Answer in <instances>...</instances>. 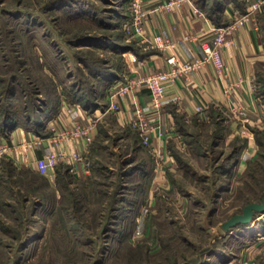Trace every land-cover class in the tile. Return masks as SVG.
I'll return each mask as SVG.
<instances>
[{"label":"rangeland","instance_id":"1","mask_svg":"<svg viewBox=\"0 0 264 264\" xmlns=\"http://www.w3.org/2000/svg\"><path fill=\"white\" fill-rule=\"evenodd\" d=\"M130 15L129 0H0V123L38 115L43 102L73 104V86L96 92L89 67L106 66L113 54L105 50L121 48L107 41L131 40ZM253 16L263 48L253 90L263 113L264 7ZM179 115L164 176L153 171L162 159L113 112L96 120L78 179L46 182L3 165L0 264H264V213L222 227L264 195V113L254 127L231 123L224 110ZM68 166L61 160L54 172Z\"/></svg>","mask_w":264,"mask_h":264},{"label":"crops","instance_id":"2","mask_svg":"<svg viewBox=\"0 0 264 264\" xmlns=\"http://www.w3.org/2000/svg\"><path fill=\"white\" fill-rule=\"evenodd\" d=\"M252 1L247 0L245 2V9ZM160 2L161 0H145L147 15L144 20V29L149 35L162 34L169 38H179L190 33L197 35L201 41L211 39L214 24L207 16L195 13L190 3L187 2L181 7L166 12L158 8ZM237 10L241 11L231 4L224 6L223 15L227 23L235 17ZM257 27L256 16H253L251 21L232 30L228 34L232 43L227 44L221 51L224 60L222 70L217 71L211 63H206L198 70L191 72L189 79H179L170 84L166 89L165 98L158 111L151 109L149 106L150 94L148 90L145 88L137 90L138 101L146 110L153 127H156L153 132V140L148 144V147L150 150L154 149L163 154L162 160L153 168L155 174L160 176L169 162V155H167L168 139L173 141L175 139L174 126H172L175 112L185 118L191 116L205 118L215 112H223L224 110L227 120L239 125V127L244 119H247L248 124L253 127L259 124L258 120H261L264 112L262 113V108L257 105L253 83L256 62L261 59L263 48L258 38ZM124 39L122 36L117 38V45L113 41L104 43L107 44L108 48L113 49H115V46L123 47V45L131 47L121 52L116 49L115 52L109 49L105 50L108 55L113 54H110L109 64L105 66L109 70L106 73L96 74L92 77L96 84L94 95L98 105L92 111H88L79 102L70 104V102L63 99L59 101L54 114L47 119L44 127L47 130L45 135H37L31 130L25 131L22 127L11 129L8 136L0 133V145L6 144L10 147L7 152L0 155V168L3 167V161L6 160L16 167L35 171L39 177L47 182L46 175L39 173L36 169V163H34L36 159L42 158L51 150L61 151L62 148L67 151H78L85 157L95 137L96 120H99L101 116L108 112H113L122 125L131 126L130 121L133 118L134 111L129 95L118 99L119 110L108 109L110 103L108 94L113 81L122 79L121 77L124 74H129L130 67L136 71L134 73L136 76H140L156 72V70H166L169 65L165 61L167 53L159 48L141 44L136 36H132L131 40L125 44L123 43ZM201 53L200 44L191 41L182 42L176 49V54L181 60L199 56ZM111 75H114V80L109 84L107 81ZM231 82H235L237 86L231 90L228 89V93H226L225 89L228 83ZM197 106H202L203 110L199 112L196 109ZM76 123L81 126L94 124L93 130L90 132V142H87L84 135L76 138L62 137L52 140L51 135L60 130L70 129ZM248 130L250 131L249 128ZM160 132L161 135L158 134ZM35 136L38 137V142L32 147H24L22 141ZM78 165L77 170L71 171L69 167L68 172L73 178L77 179L86 173L85 164L80 163ZM55 176L56 170L49 180L54 181Z\"/></svg>","mask_w":264,"mask_h":264},{"label":"built area","instance_id":"3","mask_svg":"<svg viewBox=\"0 0 264 264\" xmlns=\"http://www.w3.org/2000/svg\"><path fill=\"white\" fill-rule=\"evenodd\" d=\"M190 3L195 13L205 16L204 11H200L195 5L193 0H161L158 8L166 12H170L178 7H181L185 3ZM264 7V0H253L248 6L245 12L236 11L235 17L228 23L213 26L212 36L210 40L201 41V39L195 34H185L179 38H169L162 34L149 35L144 29V20L147 15L145 8V0H129V12L130 20L125 25V29L132 35L138 37V41L146 46L152 48H159L166 54L165 61H167L169 68L166 70H156V72L147 73L145 75L136 76L135 70L130 67L129 74H124L119 80L113 81L109 92L110 103L108 109L117 111L120 108L118 99L129 95L131 97L132 109L134 111L133 118L130 121L132 127L137 128L141 142L150 144L153 140V132L156 127L151 124L146 110L137 99V90L145 88L150 94L149 106L151 109L158 111L161 108L163 99L166 95V89L170 84H173L179 79H189V74L195 70H198L206 63H211L217 71H221L224 66V60L221 56L222 49L232 43L228 34L237 29L240 25L251 21L253 15L259 12ZM196 42L200 44L202 53L196 57H189V59H179L176 54L177 47L182 42ZM132 70V71H131ZM237 86L234 83H228L225 92L228 89H233ZM196 109L200 112L203 110L202 106H197ZM94 124L81 126L76 123L70 129L60 130L59 132L51 135L52 140H57L62 137H77L84 135L87 142L91 141L90 132L93 130ZM161 135V132L158 133ZM38 137H32L31 139L24 140L22 143L24 147H32L38 142ZM6 144L0 145V155L9 150ZM154 154V159H162L163 154L157 152L154 149L151 150ZM66 162L70 165V170L75 171L78 169V164L83 163L84 157L78 151H67L62 148L61 151H49L42 158H38L34 163L39 173L47 175L50 179L53 177L55 166L59 161Z\"/></svg>","mask_w":264,"mask_h":264},{"label":"trees","instance_id":"4","mask_svg":"<svg viewBox=\"0 0 264 264\" xmlns=\"http://www.w3.org/2000/svg\"><path fill=\"white\" fill-rule=\"evenodd\" d=\"M224 0H221L220 2L214 0L212 5H206L208 0H201L200 2L196 1L197 7L201 10L204 11L206 16L212 21V23L214 24V26H220L223 24L227 23V20L224 18L223 15V8L226 5V3H223ZM232 6H234L235 8L237 7L238 9H240L242 12H245V3L243 0H229ZM242 1V2H240ZM223 3V4H222ZM131 46H125L123 45V47L117 49L119 52H121L122 50L129 48ZM87 63V62H85ZM99 63V62H98ZM87 67H89V64H87ZM107 70H109L108 68H106L104 66V64L102 63V61L100 60V64L99 67L97 69L92 68V65L89 67V73L90 75L94 76L96 74H101V73H106ZM114 80V75L109 76L108 77V81L107 83H111ZM101 83V82H99ZM79 84V83H78ZM76 85V84H75ZM73 86L71 89L67 90V97H69V100L71 101V103H76L79 102L86 110L88 111H92L93 108H95L98 103L96 102V96L94 95L93 91L90 89H85L82 84L79 88L78 85L77 87ZM93 87H91L92 89ZM12 94V93H11ZM11 96V95H10ZM18 102H19V98L18 95H14ZM57 106V104H56ZM56 106H54L52 103H46L43 102L42 103V108L40 110V112L38 113V115H35L33 113H28L27 116H25L24 120H22L21 118H16V117H7L4 121H2L0 123V132L2 134L5 135H9L11 133V129L15 128V127H22L25 131L27 130H31L33 131L35 134L37 135H45L44 133H42L41 129H44L45 127V123L47 121L48 118H50L55 110L57 109ZM29 108V107H28ZM175 112V111H174ZM181 117L178 113L175 112V118H179ZM38 120V122H37ZM44 120L43 124L42 121ZM40 124V125H38ZM4 165H8L10 168L15 167L13 164H11L8 161H3ZM69 166L68 168L66 167L65 169L60 170V167H56V176L55 179L57 180H61L62 178L69 176ZM37 175V174H36ZM37 177H39L37 175ZM41 178V177H39ZM42 179V178H41ZM44 180V179H43ZM262 222V220H260ZM238 226H242V225H238ZM237 227V226H235Z\"/></svg>","mask_w":264,"mask_h":264},{"label":"water","instance_id":"5","mask_svg":"<svg viewBox=\"0 0 264 264\" xmlns=\"http://www.w3.org/2000/svg\"><path fill=\"white\" fill-rule=\"evenodd\" d=\"M264 213V195L259 202L245 204L241 213H235L223 221L222 227L227 232L235 226L250 224L257 217Z\"/></svg>","mask_w":264,"mask_h":264}]
</instances>
